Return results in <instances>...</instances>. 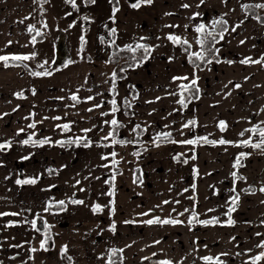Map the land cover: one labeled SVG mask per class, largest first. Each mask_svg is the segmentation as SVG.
<instances>
[{
  "label": "crops",
  "instance_id": "1",
  "mask_svg": "<svg viewBox=\"0 0 264 264\" xmlns=\"http://www.w3.org/2000/svg\"><path fill=\"white\" fill-rule=\"evenodd\" d=\"M81 1L76 0L77 6ZM49 2L63 36L54 43L56 57L51 52L49 66L41 70L52 75L33 76L32 71H40L36 66L39 43L28 26L35 25L38 30V1L0 0V56L35 53L30 60L9 61L8 67L0 61V143L11 142L10 148L0 150V213L9 214L0 216V264H107L113 248L123 249L117 253V264H121V257L122 264H158L162 260L208 264L204 256L219 257L223 264H250L251 256L264 251L256 247L264 240V192L259 190L264 187V150L236 145L252 135L241 137V131L264 121V62L240 61L264 58V23L241 5L264 0H205L204 4L200 0H153L138 8L131 6L137 0H118V4L103 0L102 12L95 9L96 15L86 23L79 21L77 30L76 24L69 27L66 17L67 13L76 15L74 8L66 0H61L60 6L57 0ZM99 2L89 5L95 7ZM183 4L190 7L183 8ZM62 5L70 6L69 11ZM114 7L119 10L113 21ZM221 18L227 21L228 32L223 40L218 39L215 46L219 53L211 64L194 67L182 46L167 39L169 34L179 35L192 45L190 51H198L196 26L203 23L212 30V21ZM112 28L115 35L108 32ZM86 34L88 50L82 51L80 37ZM136 43L151 46V56L125 70L116 83L114 97L109 60L112 44L124 48ZM193 74L198 77L199 92L194 98L185 95L190 102L184 108L176 103L179 96L169 93H178V85L188 81L172 78L191 79ZM236 84L241 87L236 88ZM16 93H23L24 98ZM74 94L79 102L71 99ZM89 96L94 99L87 100ZM113 98L120 108L115 117L122 125L116 139L133 143L113 145L111 138L102 139L112 131L105 121L113 118ZM96 104L102 106L96 108ZM190 120L196 124L184 128ZM220 121L227 125L223 132L218 127ZM32 123L35 128L29 127ZM63 124H69L70 130L57 127ZM136 125L140 128L133 132ZM161 132L171 133L168 141L155 140ZM33 133V139L49 138L50 143L23 144ZM204 136L233 143H179ZM77 138H81L80 143H65L63 147L56 143ZM85 140L91 141V146L84 147ZM113 151L117 153L114 158L110 155ZM136 152L138 156L133 155ZM241 152L248 155L234 167ZM113 159L118 163L113 164ZM233 171L246 179L236 180ZM32 178L35 184L16 183ZM249 188L252 190L244 191ZM236 194L238 207L231 215L235 223L228 225L225 213ZM72 199L84 203L72 204ZM59 200L65 201L63 211L44 212L49 202ZM96 204L103 210L93 213ZM193 211L197 220L218 217L220 222L189 223ZM153 217L182 223H144ZM33 219L40 231L32 227ZM45 221L52 226L47 250L40 247ZM65 245L68 250L62 255Z\"/></svg>",
  "mask_w": 264,
  "mask_h": 264
},
{
  "label": "snow or ice",
  "instance_id": "2",
  "mask_svg": "<svg viewBox=\"0 0 264 264\" xmlns=\"http://www.w3.org/2000/svg\"><path fill=\"white\" fill-rule=\"evenodd\" d=\"M153 2V0H137L136 3L132 4L131 6L133 8H138L140 7L141 3H147V4H151ZM205 0H200V4H204ZM66 3L70 4L74 9L77 8V3L76 0H66ZM85 3H91L94 4L95 0H85ZM115 3L118 4V0H115ZM199 6V5H198ZM181 7L183 8H188L190 7V5L188 4H183L181 5ZM242 9H244L246 12L250 11L253 8H260V9H264V3L261 4H255V5H249V4H242L241 5ZM118 7H114L112 9L113 11V16L111 17V19L114 21L115 20V13L118 11ZM68 15H71V13H68ZM167 15H171V13H167ZM195 16H199L200 13H195ZM84 20H88L89 18L87 16L83 17ZM256 19L260 20L261 17L256 16ZM21 23H23V21H21ZM217 26L220 27V31L217 32L216 28ZM46 27V25H45ZM169 27H174V26H169ZM187 27V26H185ZM28 31L29 32H33L35 31L36 36L41 35V32L39 30L36 29L35 25H29L28 26ZM111 34L115 35L116 33V29L112 28L111 30ZM232 31H235V28L232 29ZM195 32L198 33L199 35L196 37V43L200 46V50L198 51H190L192 45L189 43V41L187 39L182 38L179 35H175V34H169L167 36V39L169 41H171L174 45H182L185 46L184 47V51L185 53L188 55V59L189 61L194 65V67H199V63L197 62H204L207 64H211L213 62L212 59H207L208 56H212L215 57L218 53H219V48H217L215 45L219 42L217 40V36H219V40H223L225 37V33L228 32V27H227V21L224 20L223 18L219 19V20H213L212 21V30L209 31L207 29V26L203 23L199 24L196 26L195 28ZM141 40H143L144 38L141 37ZM81 43L83 45V43L85 42V38L84 36L80 37ZM33 43H35V36L33 37L32 40ZM101 42L103 43V38L101 37ZM11 43V42H9ZM114 43V42H113ZM241 43H243V41H241ZM123 50H127L128 52L132 53V57L131 60L135 62L136 66H139L140 64H142L144 61H147L152 53V47L145 44V43H136L135 45L132 44H128L124 46V49H121V51ZM138 51H141L142 54L139 58V60H137L136 57V53ZM35 56V53H32L31 55H12V56H8V55H4V56H0V61L4 62L5 67L9 66V61H26V60H30L33 59ZM171 59V58H170ZM264 62V58H261V60H252L250 57L249 58H245L244 60H241L240 63L241 64H248V63H262ZM45 63H47V61H45ZM71 63V61H70ZM227 63L231 64L233 63V61H227ZM132 66V65H129ZM26 67V65H25ZM38 67L43 68L44 64L39 65ZM121 72L125 71V69L121 68L120 69ZM31 75L33 76H50L52 75V73L50 71H32ZM111 79H112V88L111 91L113 93V96L115 97V95H117L116 93V84L115 81L117 79V73L114 70L111 74ZM173 81H188L187 83H181L178 85V93L177 92H170L169 95H178L179 99L176 101L177 104L182 105L184 108L188 107V103L190 101H188L186 99L185 93H189L193 96H195L198 92H199V88L197 87V81H198V77L195 76V74H193V77L191 79H189L188 76H179V77H173L172 78ZM231 83V82H230ZM236 88L241 87L240 84H236L235 85ZM33 94H35V89L32 90ZM16 95L20 98H24L23 97V93H16ZM196 98H198V96H196ZM71 99L73 101H77L79 102V97L77 95H72ZM87 100L91 101L94 99V97L89 96L86 98ZM160 97H157V100H159ZM103 103V102H102ZM112 107H111V113L113 114V118L110 121H105L106 124H110L112 126V131H110L108 133L107 136L103 137V140H109V138H111V144L115 145V144H128V143H133V141H127V140H123V139H116V135L118 132V129L120 127H122L120 121L118 119H116L115 117V113H117L120 108L117 104V100L115 98H113L110 101ZM151 103V102H149ZM125 104H128V101L125 100ZM102 104H96L94 105V107L99 108L101 107ZM130 106V105H129ZM93 109H88L89 112H91ZM7 115V114H5ZM101 115L103 116H107L109 115V113H101ZM54 119H60V117H54ZM196 124L195 120H190L187 123H185L183 125L184 128H189L190 126H194ZM264 121H262L260 124H255L250 128L244 129L243 131H241L239 133V136L243 137L245 135V133H251L252 135H250L248 137V139H242L240 140L236 146L238 147H252L255 149H262L264 150ZM36 124L32 123L29 125L30 128H35ZM57 127H61L64 131H68L70 130V125L69 124H63V125H58ZM220 131H225L226 130V122L225 121H220L219 125H218ZM140 125H136V127L133 129V132H136V129H139ZM24 129H20L19 132H23ZM83 132L87 133L89 131H91V129H83ZM146 131V129H145ZM19 134V133H17ZM35 134L33 133L32 135H29V137L25 140L22 141L23 144L27 145V144H32V145H44L47 143H50V139L49 138H44L43 140H35L33 139V136ZM253 136H257L258 140H256V142L253 141ZM171 137V133L170 132H161L159 134L156 135L155 140L156 141H168L169 138ZM200 141H203L205 143H209V144H230L233 143L232 141H228L225 140L223 138H221L220 140H209L207 136L204 137H197L196 139H187V140H182L179 141V143H183V144H197ZM81 142V138H77V140H72V141H65V142H61V141H57L56 143L60 144L62 147L64 146L65 143H69V144H75V143H80ZM170 142H175V141H170ZM83 146L84 147H89L91 146V141H84L83 142ZM108 145H104V147H107ZM157 146H159L157 144ZM11 147V142H6V143H0V150H4L6 148H10ZM110 155L114 158L116 157L117 153L116 152H112L110 153ZM133 155H139L138 152L133 153ZM248 154L241 152L237 159L236 162L234 164V167H238L240 166V158L244 157ZM102 159H108L107 156H102ZM178 158V157H177ZM193 159H195V157H192ZM23 159H28V157H24ZM187 161H185L186 163ZM113 164H117L118 161H116L115 159H113L112 161ZM54 170L49 169V172H52ZM232 177L235 178L236 180H245L246 178L243 176H238L237 172L233 171L231 173ZM98 179V178H97ZM115 179V177L113 176V180ZM17 184H35L36 183V179L32 178V179H24V180H17L16 181ZM80 181H77V184H79ZM106 183H108V181H106ZM195 187V185H193V188ZM83 190V189H81ZM252 189H245L244 191H251ZM261 192H264V187H261L259 189ZM187 191V190H186ZM233 191H235V189H233ZM108 195H114L113 192H109ZM238 201H239V194H236L235 196L230 198V204L229 207L227 209V212L225 213V215L228 217L226 223L228 225H232L235 223V221L231 218L232 212H234L236 210V208L238 207ZM72 204H83L84 201L83 200H78V199H72L70 201ZM114 204V202H111ZM163 203L167 204L169 203V201H164ZM59 206L60 210L63 211L65 208V201L64 200H59V201H54V202H49L48 205L44 208V212H50L51 209L54 206ZM103 210L102 206L99 204H96L92 207V211L93 213H98L101 212ZM115 208H112V212L114 213ZM152 210L150 209L149 212H151ZM189 211V209H185V212ZM209 211H213L212 209H209ZM149 213H141V215H148ZM2 215H9L8 213H0V216ZM11 215H19L18 213H12ZM181 215H183V213H181ZM37 216L39 217V214H37ZM193 220H197V214L193 211L192 216L189 219V223H192ZM198 223L200 224H204V225H208V224H217L220 222L218 217H212L210 220H197ZM126 223H128L126 221ZM145 224L148 225H152V224H178V223H182V221L178 220V219H172V218H167V219H161L160 217H153L152 219H148L146 221H144ZM261 223H264V220L261 221ZM32 227L34 229H36V231H40V229L37 227V220L33 219L31 221ZM51 225H49L46 221L44 222V229H45V237L44 239L41 240L40 242V247L44 250H47L45 248V245L47 244L48 240L51 238L50 236V229H51ZM111 229L112 231H115V223H113L111 225ZM257 236H261V233H256ZM156 243H159V241H156ZM256 247L258 248H264V240H262L259 244L256 245ZM67 246H63L61 248V253L62 255H66L67 253ZM32 251H36V249H32ZM249 251H251L249 249ZM122 253L123 249H111L109 251L108 254V262L107 264H117V261L115 259H113L114 257H116L117 253ZM155 255V254H154ZM67 259L69 261H71L72 257L68 256ZM147 259V258H145ZM202 259L206 262H208V264H212L213 261H215V264H223V261L220 260L219 257H215L213 258L212 256H204L202 257ZM264 260V251L259 252L257 255L251 256L250 257V264H258L259 261ZM121 264H122V257H121ZM158 264H172V261L170 260H162L159 261Z\"/></svg>",
  "mask_w": 264,
  "mask_h": 264
},
{
  "label": "rangeland",
  "instance_id": "3",
  "mask_svg": "<svg viewBox=\"0 0 264 264\" xmlns=\"http://www.w3.org/2000/svg\"><path fill=\"white\" fill-rule=\"evenodd\" d=\"M37 1H38V11H37V16H38L37 23L38 24H36V26L38 30L41 32V35L37 36V41L39 43L38 45L39 61L37 62L36 66L38 67L39 65L44 64L43 68L38 67V70L41 71L49 66L48 57H50L51 52H53L52 57L53 58L56 57V55L54 54V43L57 42L60 39V37L63 35L61 34V29H60V26L58 25L57 16L51 13L50 11L51 6H50L49 0H46V1L44 0V2H41L40 0H37ZM99 1L101 3L99 2V4L95 5V7L94 6L91 7L90 6L91 4L89 5V3H85V0H82L80 2L81 4H79V6H77V8L73 10L76 15L73 16L72 14V15L66 16L67 19L70 20L69 27H72L73 25L76 24V30H77L79 21H80V24L86 23V20H83V17L87 16L89 18L88 20H91V15L92 16L96 15L97 11L95 9L102 12L103 0H99ZM60 4H61V0H57V5L60 6ZM44 9H45V12L43 11ZM62 9L68 12L70 9V6L62 5ZM43 17H44V20H42ZM95 19L97 18L95 17ZM108 32H110V29L108 30ZM83 36L85 37V42L83 43V45H81L80 48L82 51H85V50H88L87 45L89 44V42H87L88 41V39L86 38L87 34ZM44 60L47 61V63H45ZM56 62H57V59H56Z\"/></svg>",
  "mask_w": 264,
  "mask_h": 264
},
{
  "label": "trees",
  "instance_id": "4",
  "mask_svg": "<svg viewBox=\"0 0 264 264\" xmlns=\"http://www.w3.org/2000/svg\"><path fill=\"white\" fill-rule=\"evenodd\" d=\"M41 2H44V0H40ZM46 1V0H45ZM114 1V0H113ZM114 5V4H113ZM249 5H255V4H249ZM248 14H250L251 16H259L261 17V19L259 20L261 23H264V9H260V8H253L250 11L247 12ZM211 31V30H209ZM216 31L219 32L220 31V27L217 26ZM219 39V36H217V40ZM182 46V45H181ZM185 46H182L183 50H184ZM121 49L124 48H118L115 44H112V48H111V54L109 56V60L113 65V71L115 70L117 73V79L115 81V84L117 83L118 80L122 79L125 76V71L121 72L120 69H127L131 66L129 65H135V62L131 60L132 57V53L128 52L127 50H123L121 51ZM142 52L138 51L135 55L137 57V60H139L140 56H141ZM207 59H212V60H216L217 59V55L215 57L212 56H208ZM199 63V67H203L206 63L204 62H197ZM191 65H193L191 63ZM194 66V65H193ZM185 95H188V97L190 98H194L195 96L187 93ZM66 206V205H65ZM51 210H60V207L54 206ZM113 259H115L117 261V263L119 262V258L116 255V257H114Z\"/></svg>",
  "mask_w": 264,
  "mask_h": 264
}]
</instances>
